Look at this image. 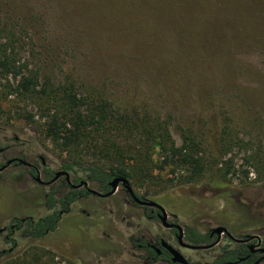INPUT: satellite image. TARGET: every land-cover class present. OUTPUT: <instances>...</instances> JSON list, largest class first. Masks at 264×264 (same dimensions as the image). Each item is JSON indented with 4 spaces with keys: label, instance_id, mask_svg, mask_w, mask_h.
<instances>
[{
    "label": "rangeland",
    "instance_id": "obj_1",
    "mask_svg": "<svg viewBox=\"0 0 264 264\" xmlns=\"http://www.w3.org/2000/svg\"><path fill=\"white\" fill-rule=\"evenodd\" d=\"M54 6L0 0L4 21L25 36L23 48H10L24 73L56 84L69 79L80 97L101 94L117 110L137 106L168 126L178 149L189 146L179 160L205 161L200 175L180 162L163 169L156 149L154 179L131 180L134 192L202 234L218 226L233 234L264 232V0H58ZM240 46L247 48H232ZM17 81L0 71V163L20 157L41 166L43 159L58 172L73 159L45 136L38 108L12 92ZM54 189L61 191L58 183L39 185L23 166L0 172V230L14 218L50 214L46 195ZM141 213L122 186L110 199L87 196L43 239L19 231L14 246L0 233V252L10 251L0 264H17L40 249L58 264H149L130 238L140 233L155 241L169 231ZM225 245L182 252L193 264H212Z\"/></svg>",
    "mask_w": 264,
    "mask_h": 264
},
{
    "label": "trees",
    "instance_id": "obj_2",
    "mask_svg": "<svg viewBox=\"0 0 264 264\" xmlns=\"http://www.w3.org/2000/svg\"><path fill=\"white\" fill-rule=\"evenodd\" d=\"M52 1L55 5L53 8L56 9L58 0ZM24 37L12 22L4 21L0 11V71L13 75L15 79L19 77L17 85L12 87V92L24 102L29 101L38 108L45 119L42 125L45 136L51 139L62 153L72 157V162L62 165L63 170H71L77 176L84 174L88 180L97 183L100 192L106 193L110 190L109 182L115 177L122 176L141 183L152 181L154 166L157 163L154 153L158 149L160 157L163 158L161 168L180 162L190 166L193 175L203 173L205 161L179 160L189 146L178 149L171 141L168 126L153 119L149 113L143 114L139 107L117 110L113 103L101 94L89 98L80 97L70 87L69 79L63 84H56L49 78L41 81V75L37 72L25 74L23 66L18 64V52L16 49H10L23 48ZM13 109L15 111L22 108L15 106ZM34 117L30 115L29 121ZM56 192L52 190L46 204L47 208L52 210L50 214L39 219L29 218L27 223L13 220L11 224L17 225L15 230L8 227L7 240L10 239L16 246L17 240L13 237L19 231L33 239H43L54 232L60 221L59 211L55 210L59 201L55 196ZM66 198L71 202V194L68 193L60 203L65 205ZM186 237L195 244L206 240V236L189 226L186 227ZM132 241L146 249L151 255L150 258L155 255L147 247V241ZM223 252L226 257L219 261L237 259V251L230 246H226ZM9 253L10 251L0 252V258ZM146 258L149 259V256ZM17 264L58 263L54 254L40 249L26 252Z\"/></svg>",
    "mask_w": 264,
    "mask_h": 264
},
{
    "label": "flooded vegetation",
    "instance_id": "obj_3",
    "mask_svg": "<svg viewBox=\"0 0 264 264\" xmlns=\"http://www.w3.org/2000/svg\"><path fill=\"white\" fill-rule=\"evenodd\" d=\"M3 151H5V150H0V154L3 153ZM12 159H16V161L13 162L11 165H9L6 169H4L0 172H4L7 169H10L12 167L17 168L18 166H23L24 168L27 169V173L41 186L52 187L53 184L58 183L61 191L58 192L57 190L54 189L55 191H57L55 196L59 200L56 204L55 210L59 211V217L60 218L64 213L70 211L72 206L76 205L78 203V201L82 200L83 198L92 195V196H97V197L104 198V199H106V198L110 199V198H113L115 196L119 187L122 186L124 191L126 192L128 202L130 204H132L133 206L142 210V213L139 214V217L141 219L144 218V219H147L150 221H154L156 223H160L162 225V222L159 219V216L161 214V210L155 206L144 205V204H140V203L136 202V200L132 197V195L130 193H128V191L124 188V186L122 184H120L117 191L109 197H102L99 195H93L87 191L86 186H84V185L81 187H78V186H80V183L82 181H87L89 188L95 187L96 188L95 190L99 191L97 183L91 182L88 179L87 180L80 179V178H78L77 174H75L71 170H63L62 166H61V170L58 172L67 171L70 175V182L67 180L66 175H62L57 181L49 184V182L52 181V179L54 178V176L57 172H54L53 170L49 169L46 162L43 159H41L42 160L41 166H37L36 164L31 163L29 161H26L25 159L20 158V157L11 158V159H8L7 161L1 162L0 168L3 167L4 165H6L7 162L12 160ZM20 160H24L25 163H20ZM37 177H40V181H37V179H36ZM109 187H110V185H109ZM62 188H63V190H62ZM64 189H65V191H64ZM110 191H111V187H110V190L108 192H110ZM108 192H106V193H108ZM68 193L71 194V202H69L68 198H66L65 205L61 204L60 200L63 197H67ZM100 193H102V192H100ZM106 193H102V194L105 195ZM135 195L141 201L155 202L145 195L137 194V193H135ZM49 196H50V194L46 195V202L48 201ZM155 203H157L158 205H160L164 209V211L167 215V221L169 224H178V225L182 226L176 215H171L160 203H158V202H155ZM50 211L52 212V210H50ZM13 220H18V221H22L24 223H27L29 221V218L28 219L14 218ZM12 221H11V223H12ZM16 225H17L16 223L10 224L9 227L12 230H15ZM218 227H220V226H218ZM222 227H224V226H222ZM163 228H165L166 230L169 231V233H168L169 236L167 238L162 237V236H156V240L151 241L149 239L144 238L142 235H140V233L138 235L132 236L130 238L132 246L136 250L143 253V259L145 260L146 263L150 264V263H156L159 261H166V262H169L170 264H173L171 262L172 256H171L170 252L162 246L163 240L165 242H167L169 245H172L175 249H178L182 254H183L182 250H184V249L197 250V251H199V250L211 251V250L219 248L221 246V244L225 242L226 245L222 246L220 248V250H221L220 256L212 264H243V263L263 264L264 263V253L259 251L261 249H264V232H262V233L255 232V233L233 234L225 227L228 230V232L231 233L235 237V239L229 237L227 234H222V236L219 239V237L217 235H213V236L211 235V231L214 229L213 228L209 232L203 234L204 236H206V240L203 243L195 244V243H191L187 239L186 227L182 226V228H183V242L190 244L192 246L203 247L201 249H192V248L184 247L179 242V240H178L179 231L176 228H166L164 226H163ZM0 233L1 234L8 233V227L1 229ZM256 237H258V238H256ZM132 239H135V241H137V242H139L141 240L147 241L148 242L147 247L149 249H151L155 255L152 256V258H150L151 255L148 253V251L146 249H144L140 244L139 245L134 244ZM226 246H230L231 249L237 251V256H236L237 259L236 260H234V261H229V260L219 261L220 259H225V257H226V255L223 252V249ZM157 249H160V251H158ZM147 256H149V259H151V260L147 259L146 258ZM164 257H168V259H165ZM241 259H245V260L239 261ZM188 261L190 262V264H193L189 259H188ZM257 262H259V263H257Z\"/></svg>",
    "mask_w": 264,
    "mask_h": 264
},
{
    "label": "water",
    "instance_id": "obj_4",
    "mask_svg": "<svg viewBox=\"0 0 264 264\" xmlns=\"http://www.w3.org/2000/svg\"><path fill=\"white\" fill-rule=\"evenodd\" d=\"M15 161H16V159H12V160L8 161L6 165H4L3 167L0 168V171L6 169L9 165H11ZM20 163H25V161L24 160H20ZM62 175H66L67 180L70 182L69 173L67 171H61V172H57L55 174L54 178L52 179V181L49 182V184L54 183L55 181H57ZM36 179H37V181H40V177H37ZM120 184H122L124 186V188L128 191V193H130L132 195V197L136 200V202H138L140 204H144V205L158 207L161 210V214L159 216V219L162 222V225L164 227H166V228H176L179 231L178 240L184 247L192 248V249H201V248H203V247L192 246L190 244L184 243L183 242V228H182V226H180L178 224H169L168 221H167V215H166L164 209L160 205H158L157 203L152 202V201H141L140 199H138V197L135 195L134 190H133V188H132V186L130 184V180L127 179L126 177L119 176V177H115L112 181H110L109 185L111 187V191L106 193L105 195H103L102 193H100L99 191H97L95 189L89 188L87 181H82L80 183V186H78V187H81V186L84 185V186L87 187V191L89 193L93 194V195H99V196H102V197H109V196L113 195L117 191V189L120 186ZM222 234H227L229 237L235 239V237L231 233H229L228 230L225 227L220 226V227L214 228L211 231V235L212 236L213 235H217L219 237V239L222 236ZM256 238H258V237H256ZM162 246L164 248H166L170 252V254L172 256L171 262L173 264H190L188 259L178 249H175L172 245H169L164 240L162 241ZM157 250L160 251V249H157ZM259 251L264 253V249H261ZM243 260H245V259H241L239 261H243ZM257 263H259V262H257Z\"/></svg>",
    "mask_w": 264,
    "mask_h": 264
}]
</instances>
